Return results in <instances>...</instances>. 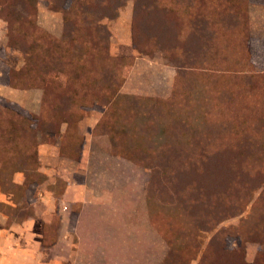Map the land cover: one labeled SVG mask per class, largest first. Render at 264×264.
Instances as JSON below:
<instances>
[{
    "label": "rangeland",
    "instance_id": "rangeland-1",
    "mask_svg": "<svg viewBox=\"0 0 264 264\" xmlns=\"http://www.w3.org/2000/svg\"><path fill=\"white\" fill-rule=\"evenodd\" d=\"M7 1L15 4L18 2V0ZM88 1L89 6H94L98 9L103 7L107 12L111 5V0ZM222 1L223 3L224 1L226 2L224 7H237L240 10L246 4L245 0ZM185 2L187 4L188 0ZM114 4L112 6L114 8L121 5L117 9L118 15L114 18L105 17L101 20V23L107 26L110 31V53L113 56L110 60L111 62L105 66L106 68L103 71L104 73H111L113 71V63H117V60L115 61L114 58H119L120 60L125 58L123 62L125 65H128L127 69L130 72L136 60L139 62L137 58L140 57L142 59V52L134 46L133 38L134 6L136 0L114 1ZM181 6L177 5V9ZM2 9L3 6L0 5V190L2 191L1 187L3 186L12 192L3 193L4 198L0 201V211L24 215L23 206L20 210L18 208L21 206V202L19 201L20 204L17 202L15 205L13 195L15 194V197L22 201L23 188L21 185L25 180V175L23 172H15V170L22 169L21 167L25 166L26 163L34 166L36 164L34 162L35 157L31 158V156L35 154V151H37L38 157L36 167H38L42 176L38 177L41 179L40 184L30 185L28 189V196L31 197L37 191L38 198L34 203L40 200L41 189L46 184L54 188L56 193H61L66 185V178L68 181L84 182L85 173L76 161L82 158L81 152L86 145L92 149L102 147L111 149L113 145L117 150L134 154L133 156L136 159L149 165L155 166V159L163 161L164 156L169 154L175 159L172 160V168L168 167L169 171L162 164L161 168L167 171L170 181L165 183L163 176L159 177L157 184L153 185V200L149 201V204L145 196V189L151 176L150 169L138 165L142 168V200L137 210L128 216L131 223H142L151 226L152 221L155 220L166 229L172 217L168 210L167 213L162 211L161 199L162 197L169 198L176 189L182 190L183 185L181 183L187 181L186 176L183 174L179 176V179H175V173L182 166L179 161L183 157H186L182 155L190 153L199 156L203 151H207L217 156L215 160L213 158H210L207 162L202 160V165L206 163L204 177L210 175V165L222 167L219 162L220 154L251 153L264 155V28H261V26L254 30L257 33L260 31L261 34L252 36L251 24L250 22L244 23L243 16L242 20L239 17L240 21L238 20V23L236 21V26L233 25V22L228 17L223 23L224 25L222 23L220 25H211L208 20L199 17L195 19L196 16H193V19H195L193 23L197 27L195 33L189 36V39L192 40L189 47L191 57H194V60L206 58V61L203 59L204 62L200 60L198 63L200 68H204L208 63V68L196 69L194 73H183L176 79L174 71L176 68L173 61L169 59L165 52L159 50L153 55V58L158 61L156 67L159 69L161 67L159 63L161 62L163 69L170 66L172 73H175L172 74V83L171 87L168 88L169 90H166V86L163 85L158 90L162 91L161 95L144 96L142 93H124L121 87L120 93L124 96L120 97L119 104H114L113 107L109 108L106 117L105 107L92 102L95 87L89 85L85 93V91H80L82 89L77 83L71 82L70 77L68 79L66 71L73 73L76 71V66H72L73 61L70 58L59 60V57H56L55 62L58 65H51L50 68L43 66L42 63L41 66L31 69L30 72H28L29 69H24V55L10 44L18 40L26 48L27 46L30 47L29 45L38 38L40 32L36 30V27H31L30 25H26V34L22 33L18 35V30L17 32L11 31V25L2 16ZM8 10L14 9L12 7L6 8L4 13L7 14ZM15 10H19L18 5L15 6ZM177 13H180L182 18L192 15L189 11L179 9ZM174 16L176 15L172 13V17ZM149 18L148 20L151 22ZM139 19H142V8ZM181 24L184 25L185 29L190 27V21L182 19L180 23L176 24L178 26L175 27V30ZM37 25L55 38H60L65 30L63 14L50 8L48 0H37ZM128 27L129 30H127ZM130 34H132L131 49L134 46L132 49L133 54L126 53L129 39L127 35ZM138 38L139 44L142 46V37L139 36ZM135 39H137V36H135ZM36 43L34 42V44ZM52 44L51 37H48V45L52 47ZM68 44L71 45L70 42ZM42 53L44 57L49 54L47 50H42ZM71 55V53H68V56ZM224 55L227 57L226 64L230 65V69L242 70L245 67L246 70L237 73L250 72L254 75L251 77L239 76L238 79H233L236 78L234 76L236 72H232L231 76H228L230 77L228 78L229 80L239 82H245L246 80L249 86L254 88L253 91L244 93L246 94V99L242 102V106L250 105V109H241L239 114H227L224 118H222V115L212 112L211 117L213 120L225 119L228 122L227 127L229 129L236 128L233 131L228 129L231 132L224 130L220 124H215L218 128L212 127L218 129L217 131L213 130L215 133L212 134L208 130L201 128L195 132L194 128H189L186 122L193 123L191 114L192 108L198 101L199 81L203 78L207 79V73L213 71V69H217V67L222 65L221 63L225 64L224 60H222ZM235 56L241 58L243 61L238 60L239 63H236ZM130 67L131 69H129ZM251 67L252 71L247 70ZM59 68L63 69V72L58 73L55 77L56 73L52 71ZM19 70H22L24 73L19 75ZM203 73L207 75L203 77ZM18 79H22L21 81L19 80V86L6 83L8 80L16 82ZM137 79L140 78L136 76L134 81H130V85L135 86L138 82ZM44 81H46L44 85L48 88L49 96L48 92H45L44 87L41 86ZM33 82L36 83L35 86H27ZM46 94L48 100L44 104L43 101L44 97L46 100ZM212 95L213 92L210 96L211 104H213V107L219 106L217 95L215 98H212ZM147 97L153 98L149 101ZM242 103L234 100L236 107H240ZM142 111L149 113L143 116L148 122H142ZM241 112L247 114H241ZM253 113L259 114L256 116V114L252 115ZM114 120L116 121L115 124L113 123ZM241 120L249 121V124L233 123V121ZM254 121L257 122L254 123ZM160 125L163 127L162 130ZM256 126H258V130L253 131L252 128ZM35 130L36 135L34 134ZM56 130H60L61 133H57ZM54 131H56V134ZM235 132L243 137L254 133L255 137L240 140ZM211 138L218 139V141H213ZM238 143L242 144L239 145ZM214 144L216 146H213ZM53 145L58 146L61 155L54 156L50 148ZM61 145L65 149L61 150ZM44 146L46 147L45 150H43ZM127 159L130 160L129 158ZM132 162L134 163V161ZM47 165L50 167V171L45 169ZM259 168L261 169L259 170ZM47 171L49 173L52 172L53 177L49 176ZM240 177L241 174L233 178L232 183H244ZM263 179L264 164L263 166L258 164L254 175L248 178L245 183L249 187H252V185L248 184L249 182L253 181V183L258 184ZM49 180H53L54 182L48 184L50 183ZM262 185L259 184L258 188L253 191L254 201L257 199L255 201L256 210L259 212L252 213L253 206L250 207V203L243 213L227 218L218 225L215 231L201 235L203 252L208 251L213 254L216 248L220 249L219 240L224 236H226V246L229 249H239L235 255L222 254L221 257L205 264H238L241 262V259L245 260L246 264H264V221L260 222L259 220V215L264 209V185ZM222 191L232 193V189H223ZM216 192L212 187L202 185L197 194L204 195V200H206L207 197L214 195ZM245 193L246 185L244 187L238 186L233 195L234 198L245 197ZM4 199L8 200V202H5ZM72 208L71 230L75 222L74 215L78 210V205L73 204ZM61 211H65V209L61 208ZM59 217L60 214L56 216L51 225L45 228L47 242H50L54 237L55 229L58 227L60 221ZM200 260L201 258L199 257L192 264H200ZM63 264L70 263L65 262Z\"/></svg>",
    "mask_w": 264,
    "mask_h": 264
},
{
    "label": "trees",
    "instance_id": "trees-1",
    "mask_svg": "<svg viewBox=\"0 0 264 264\" xmlns=\"http://www.w3.org/2000/svg\"><path fill=\"white\" fill-rule=\"evenodd\" d=\"M114 1L122 2L124 0H111V5L109 7V11L107 12V10H105L103 7L98 9L94 6H89L88 0H48L50 8L60 11L64 17L65 30L60 38L53 37L50 35V33L46 32L37 25V0H18L16 4L7 0L0 1V5L3 6L2 16L8 22V24L11 25V31L17 32L18 30V35L22 33L26 34V25H30L31 27H36V30L40 32L38 38L34 40V42L37 43L34 44V42H32L31 45H29L30 47L27 46L26 48L24 45L19 43L18 40L10 44L12 47L17 48L24 55V69H29L28 72H30L31 69L41 66L42 63L43 66L50 68L51 65H58L55 62L56 57H59V60L70 58L73 61L72 66H76V71L75 73L66 71L68 79L70 77L71 82L77 83L82 89L80 91H85V93L88 86L93 85L95 87V91L93 93L92 102L94 104H99L101 107H105L106 117L108 115L107 113L109 108L113 107L114 104H119L120 97L124 96L120 93V89L124 84L126 76L129 72L127 69L128 65H125L123 62L125 58L122 60L119 58H114L115 61L117 60V63H113V71L111 73H104L103 71L104 68H106L105 66L111 62L110 60L113 58V56H111L112 54L110 53V31L107 26L101 23V20L105 17L114 18L118 15L117 9L121 5H117L118 7L115 8L112 7L115 5ZM185 1L186 0H142V2H140V0H136V4L134 6V46L136 49L142 52V54L149 56H153L159 50L165 52L175 65L176 79H178L183 73H194L196 69L199 70L208 68V61L206 62L207 64L204 68H200L198 62L200 60L202 61L204 58H198L197 60H194L195 58L191 57L189 50L192 42V40L189 39V36H192L195 33V29L197 27H195V23H193L195 19L199 17L204 20H208L211 25H220L221 23L224 25L223 23L228 17L230 21L233 22V25L236 26V24L240 21V18L242 20L243 16L244 23L248 22V13H245L237 7H224L226 4L225 1L223 3L222 0H188L187 4ZM17 5L19 6L18 11L15 10V6ZM177 5H182L181 7H178L179 10L189 11L192 13V15H187V18H184L185 16L182 18L181 14L177 13ZM9 7H12L14 10H8L7 14L4 13V10ZM141 8L142 19H139ZM172 13L176 16L172 17ZM147 14L150 15V18ZM146 15L151 20V22H149ZM193 16H196V18L193 19ZM182 19H185V21L189 20L190 27L185 29L184 25L181 24V26L175 30V27L178 26L176 24L180 23ZM135 36H137V39H135ZM139 36L142 37V46L139 44ZM48 37H51L53 41L52 47L48 45ZM41 39L42 41H40ZM68 42H70L71 45H69ZM42 50H47L49 54L44 57ZM68 53H71L72 55L68 56ZM235 59L236 63L243 61L237 56H235ZM204 60L206 61L207 59L205 58ZM222 60H224L225 64L221 63L222 65L217 67V69L209 71V73H207L208 75L203 73V77L205 75L208 77L207 79L203 78L199 81L200 87L199 95H197L198 101L194 107L191 106L193 107L191 114V120L193 123L186 122L188 123L189 128H194L195 132L201 128L203 130H208L211 134L215 133L213 130H218L215 129L218 128L215 126V124H220L224 130L231 132L236 128L229 129L227 127L228 122H226L225 119H220L218 121L213 120L211 117L212 114L216 113L222 115V118H224L227 114H239L241 109H250V105L242 106V102L246 99V94L244 93L253 91L254 88L249 86V83L246 80L245 82L229 80L228 78L230 77L228 76H231L232 72H236L234 75L236 78L233 79H238L239 76L251 77L254 75L248 71V73H237L239 71L246 70L245 67H243L242 70L230 69V65L226 64L227 57L225 55L222 57ZM131 67L129 69H131ZM247 70L252 71L253 69L251 67ZM52 72L56 73L54 75L56 77L58 73L63 72V69L59 68L58 70H53ZM23 73L24 72L22 70H19L18 74L22 75ZM19 80L21 81L22 79H18L16 82L8 80L6 83L19 86ZM45 82L46 81H44L41 86L44 87V91L48 92L49 96V91H47L48 88L44 85ZM51 83L53 82L51 81ZM35 84L36 83L33 82L27 86L32 87L35 86ZM212 92V98H215L216 95L218 97L217 100L219 102V106L217 107H213V104H211L210 96ZM45 96L46 100L44 97V104L48 100L47 94ZM152 98L153 97H147L149 101H151ZM234 100L242 103L241 106L236 107ZM144 107L146 106L144 105ZM171 113L173 114L172 111ZM148 114L149 113L142 111V117ZM241 114L247 113L241 112ZM254 114L256 113H253L252 115ZM258 114H256V116H258ZM145 121L148 122L143 117L142 122ZM66 122L69 123L68 121ZM255 122L257 121H254V123ZM113 123L115 124L116 121L114 120ZM233 123L247 125L249 124V121L241 120L233 121ZM160 128L161 130L163 129L161 125ZM228 129L231 131H228ZM252 129L253 131L258 130V126ZM56 131L57 133H61L60 130ZM56 131H54L55 134ZM34 134H37L36 130ZM236 135L240 140L244 138L255 137L254 133L250 136L244 137L242 135ZM211 139L216 142L218 141V139L215 138ZM238 144L241 145L242 143ZM213 146L216 145L214 144ZM63 148L65 149V147L61 145L60 149L62 150ZM111 151L129 158L137 165H141L146 169H150L151 176L145 189V196L148 200V204L149 201L151 202V200H153V185L157 184L159 177L163 176V181L165 183L170 181L167 171L161 168L162 164L167 170L168 167L172 168V160L175 159H173L170 154L165 155L163 161L155 159L154 166L146 164L143 161H139L135 158V156H133L134 154L117 150L113 145L111 147ZM36 153L37 151H35V154L31 156V158L35 157L34 162L36 164L34 166L32 164L26 163L25 166L21 167L22 169L15 170V172L21 171L25 175V180L21 185L23 188L21 198L22 201L19 198H16L15 194L13 195V201L15 205L17 202H21V206L18 208L20 210L23 206L24 215L17 213L11 214L8 211H2L9 215L10 220L22 221L27 217L34 215L33 204L38 198V195L37 191H35V195H33V197L28 196V189L30 185L40 184L41 182V179L38 177L40 175L42 176V174L38 170V167H36L38 163V157ZM220 155L219 162L222 167L218 165H210V175L207 177L203 176L206 172V163L204 162H207L210 158L215 160V157L217 158V156L207 151H203L199 156H197V154L190 153L188 155H182L186 157L180 159L179 162H181L182 166L179 168L180 170L175 173V179H179V176L183 174L186 176L187 181L181 183L183 185L182 190L179 191L176 189L169 196V198L162 197L161 199L162 211L167 213L168 210L171 213L170 216L172 219H170L168 222L166 229H164L162 225L155 220H153L151 224V226L164 237L169 246V251L161 264H192L194 261L198 260L199 257L201 258L200 264H205L206 262L209 263L211 260L221 257L222 254L235 255L239 250L237 248L229 249V247L226 246V236H224L219 240L221 250L216 248L213 251V254L208 251L203 252L204 249L200 237L203 233L215 231L218 225L227 218L246 211L250 203V207L253 206L252 213L255 214L256 212H259L256 210L255 201L257 199L254 201L253 191L258 188L259 184L264 185V179L258 184L253 183V181L249 182L248 184L252 185V187H249L245 182L248 178H251L254 175V171L258 167V164L263 166L264 155L251 153ZM202 160L204 161V165L201 164ZM260 169L261 168H259V170ZM240 174V178L244 181V183H232V179L238 177ZM202 185L210 186L217 192L204 200V195L197 194ZM245 185V197L234 198L233 194H235L237 187H244ZM1 189L3 193L12 192L3 186ZM223 189H232V193H226L225 191L223 192ZM74 216V218H76V214ZM259 220L260 222L264 221V209L259 215ZM53 241H51V243H53ZM44 243L49 244L50 242L44 241ZM238 264L246 263L245 260L241 259V262Z\"/></svg>",
    "mask_w": 264,
    "mask_h": 264
},
{
    "label": "crops",
    "instance_id": "crops-1",
    "mask_svg": "<svg viewBox=\"0 0 264 264\" xmlns=\"http://www.w3.org/2000/svg\"><path fill=\"white\" fill-rule=\"evenodd\" d=\"M245 2L241 10L248 13L252 36L260 35V31L254 30L260 26L264 28V0ZM127 36L125 52L133 54L132 34ZM137 59L139 62L136 60L129 72L122 92L156 96L162 94L158 91L160 86L165 85L166 90L171 87L175 69V73L170 66L163 69L161 62L158 69V61L146 54ZM136 76L140 79L131 86L130 81ZM50 148L54 156L61 155L58 146ZM81 157L76 162L85 173L84 182L66 178L67 184L61 194L46 184L41 189L40 200L34 203V215L22 221L10 220L8 214L0 211V264L162 263L168 252L164 237L153 227L131 223L128 219L142 200V168L108 147L92 149L86 145ZM49 168L48 165L45 167L46 170ZM49 171L48 175L53 177ZM3 198L0 190V201ZM73 204L78 205V210L71 230ZM58 214L60 221L51 240L54 241L45 244V228Z\"/></svg>",
    "mask_w": 264,
    "mask_h": 264
}]
</instances>
